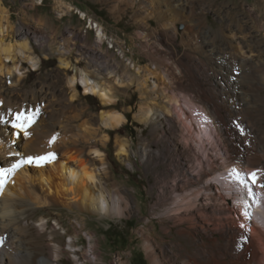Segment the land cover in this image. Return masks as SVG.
I'll return each mask as SVG.
<instances>
[{"label":"rangeland","instance_id":"obj_1","mask_svg":"<svg viewBox=\"0 0 264 264\" xmlns=\"http://www.w3.org/2000/svg\"><path fill=\"white\" fill-rule=\"evenodd\" d=\"M133 2L0 0V8L6 7L10 12L14 28L12 41L26 37L19 32V28L30 30L27 36L34 47L33 56L36 61L25 59L18 68L9 71L14 60L4 58L5 70L0 73V120L3 118L4 122L13 125L16 114L23 111L34 120L38 117L37 121L44 122V125L60 124L70 129L72 134L69 132L68 136H77L79 143L74 146L75 150L88 153L87 157L91 156L89 159L95 162L97 170L107 179V183L110 182L111 186L123 191L131 202L123 216L98 214L93 209L88 210L80 200H73L70 205L61 200L40 205L35 220L47 221L50 226L57 228L61 232L58 237L63 239L68 249L61 264H81V261L86 264H120V261L124 264H153L143 242L148 232L153 235L151 237L155 241L157 253L162 256L165 264H174L169 260L171 251L177 248L173 242L182 239L186 243V239L176 232L177 226L171 227L174 222L167 212L173 205L175 195L172 185L176 180L185 179L183 167L175 160L177 154L173 149L174 137L171 132L176 129L180 138L197 149L205 162L215 160L220 164L227 154L226 143L202 112L205 105L194 97L195 92L211 93V103L228 105L230 108L232 106L233 109L240 104L258 106V92L251 88L250 77L241 80L242 87L246 89L245 95L247 94L245 101L234 96L238 92L236 90L234 93L235 89L238 88H234L233 80L234 77L237 78L239 71L231 54V46L234 45L232 34L236 31L243 34V40L247 37L245 46H249V38H255L264 54V15L261 22H257L250 11L253 3L258 0H193L186 3L188 7L185 5L179 9V16L168 14L162 21L158 15L141 7L139 0ZM154 6L158 7V4L154 3ZM160 7L163 10L170 9L169 4L164 1ZM98 24L103 25L107 33L103 43L97 40ZM44 35L48 37L46 46L37 41ZM111 39H115V44L111 43ZM9 40L8 38L6 41ZM61 42L70 50L65 55L72 61L71 68L66 69L61 65L60 54L48 52V45L57 49ZM132 59L136 67L129 64ZM93 62L103 65L101 69H104L105 78L115 81L116 77H122L126 81L116 85L117 100L111 105H105L96 94L85 93L84 87L80 85V77L76 80L78 83L75 87L69 82L76 71L80 74L84 69L90 71L96 68L92 65ZM139 67L157 72L156 80L159 85L148 87L153 99L152 108L166 111L171 106L169 98H179L180 104L171 106L170 111H167L177 121L175 128L147 124L137 118L142 104L145 105L150 98V94L146 95L141 91L142 73L138 74ZM108 70L113 71L111 76L107 75ZM92 75L96 77L95 74ZM129 76L134 80L129 81ZM73 89L78 94L76 100H71ZM259 92L262 93L260 96H264V88ZM189 99H193L196 105L188 103ZM179 106L185 109L189 119ZM233 109L231 108L232 111ZM243 110H238L243 118L251 119L256 130L264 133V118L256 120L255 112ZM107 112L123 113L127 119L117 128L103 127L94 132L93 128H99L102 117ZM224 112L227 116L231 113L228 110ZM198 114L203 115L212 130L213 136L204 137V143L197 134L198 123L197 127L194 122ZM242 129L245 134L250 133L248 126L244 125ZM14 130L19 132L16 137L24 139L25 129ZM52 131H57L60 135L63 133L58 125ZM52 131H44L43 135L49 136ZM103 135H108V140L103 141ZM251 135L258 139L255 133ZM125 139H128L129 144L126 156L128 161L122 160L117 150L119 143ZM7 142L10 143L9 140ZM14 142H19V139ZM96 149L105 154V164L95 153ZM2 151L0 150V154ZM259 153L262 156L264 154L263 151ZM262 161L263 165L243 172L251 182V173L255 172L258 178L264 173V158ZM0 167H3L2 164ZM7 176L6 184L10 179L15 184L14 175L8 173ZM257 181L253 185L256 192L259 191ZM217 185L228 187L220 181H217ZM188 187L194 186L188 184ZM221 227L224 228L225 225L222 224ZM203 234L199 233L209 240ZM214 236L220 237V231H216Z\"/></svg>","mask_w":264,"mask_h":264},{"label":"bare ground","instance_id":"obj_2","mask_svg":"<svg viewBox=\"0 0 264 264\" xmlns=\"http://www.w3.org/2000/svg\"><path fill=\"white\" fill-rule=\"evenodd\" d=\"M131 1L133 2V0ZM163 1L169 4L170 9H161L160 6ZM191 1L193 0H139L141 7L146 8L152 14L158 15L161 21L163 18L168 17V14L179 16V9L185 6L186 3H191ZM154 3L158 4V7H155ZM250 11L256 21L259 22L264 15V0L253 3V9ZM22 28H19V32L26 37L13 42L12 32L14 28L11 25L10 12L2 6L0 8V73L5 70L4 58L6 57H9V60H14V64L9 68V71L18 68L25 59L36 62L34 60L35 56H33L34 47L27 36V32H30V30ZM96 31L98 32V42L103 43L107 38L104 26L98 24ZM238 32L232 34L234 45L231 46L232 53L230 52L234 56V65L239 71V74H235L237 78L233 76L235 78L233 86L238 89H235V92L232 91L236 93V90H238L234 96L245 101L244 98L247 94L245 95L246 89L242 87L241 80L250 77L251 88L254 92H258V106H241L240 104V106H235L234 109L231 106L234 110L232 111L228 105L221 106L215 102L211 103L209 98L211 93L206 91L195 92L196 96H194L205 105L202 112L213 123L212 125H214L217 133L226 143L227 154L225 159L220 164L215 160L205 162V159L203 160L196 151L197 149L195 150L188 142L183 141L184 138H180L181 135L177 133L176 129H173L175 132L170 131L174 137V142L172 141L173 149L177 154L175 160L183 167V178L185 179L176 180L172 185L175 195L173 205L167 212V215L174 222L171 227L177 226L176 232L180 237L186 239V243L182 239L173 242L177 248L171 251L169 260L174 264H264V173L259 176L257 181L258 192H256L250 178L243 174L246 169L263 165L264 154L262 156L259 152H264V133L257 131L255 123L251 119L243 118L244 116L238 112V110L244 111L243 109H245L255 112L256 120L264 118V96H260L261 92H259L264 88V54H262L263 50L259 48V43L255 38H249V46H245L247 45V37L243 40V34L241 35ZM8 38L10 39L9 42L6 41ZM47 40V35L37 39L43 45H47ZM114 42H116L115 39H111V43L115 44ZM48 52L49 54H60L61 65L66 69L72 67L71 59L65 55L70 52L65 43L61 42L57 49H53L48 45ZM122 52L125 54L124 49H122ZM129 64L136 67L133 59L129 61ZM92 65H95L96 68L90 71L96 77L89 70L84 69L80 71V74L76 71L70 77L69 82L72 87H75L78 83L76 80L80 77V85L84 87L85 93L96 94L105 105L113 104L117 100L116 89L118 86L116 85L124 83V78L116 77L115 81L107 79L104 76V69H101L103 65L96 64V62ZM137 69L138 74L142 73L140 79L142 93L150 94L146 104H142L137 118L147 124L152 123L175 128L177 121L175 122V119L169 116L167 111H170L171 106L180 104L179 98L171 96L169 98L171 99V106L166 111L161 108L160 110L152 108L153 99L148 87L159 85L158 80H156L157 72L150 68L142 70L139 67ZM112 73L113 71L108 70L107 75L111 76ZM128 80L132 81L134 79L129 76ZM77 96L78 94L74 90L71 100H76ZM188 103L196 105L193 99H189ZM228 103L230 105V102ZM247 104L249 105V101H247ZM179 108L188 118L185 109L182 106H179ZM224 110L231 113L227 116ZM234 112L236 113L234 114ZM2 116L5 117L6 115L2 114ZM37 118H35V123L25 130L24 139L21 136L16 137L19 132L14 130L17 129L13 126L14 124L4 122L3 118L2 121L0 120V150H3L0 154V162L3 163H0V166L2 164L5 168L11 167V165L26 159L28 156H39L48 152L56 153V159L40 167L22 164L21 167L9 172L14 175L15 184L10 179L8 184L0 186V238L4 240L3 246H0V264H61L62 257L68 252L63 239L58 237L61 232L54 226H50L47 221L35 220L39 206L42 204H50L56 200H61L70 205L71 201L80 200L88 210L93 209L98 214L114 216L125 215V211L128 210L131 204L123 191L113 185L111 186L110 182L107 183V179L105 180L101 176L102 173L97 170L95 162L89 159L91 156L87 157L88 153L75 150L74 146L79 143L76 139L77 136L76 138L71 137V135L68 136L72 132L70 129L57 124L63 132L60 135L58 133L59 129H56L58 132L55 131L56 124L50 125L45 122L47 125H44V122L37 121ZM126 119L123 113L107 112L103 115L99 128H93V131L101 130L103 127L117 128ZM195 119L199 126L197 134L204 143V137L213 136L212 130L203 115L198 114ZM192 120H190L191 123ZM241 124L249 127V134L243 132ZM68 126L70 127V125ZM44 128H47V130ZM44 131H52V133L49 136H44ZM254 133L258 139L251 135ZM107 136L103 135V141L108 140ZM16 139H19V142L15 143ZM255 139L258 140L257 144ZM127 140L121 141L117 150L122 160L128 161L126 157L129 153ZM95 153L104 163L105 154L98 149L95 150ZM124 156L125 158H123ZM217 181L228 187H220L217 185ZM242 181L244 182L242 183ZM188 184H193L194 187L189 188ZM245 211L252 213V219L249 220L244 215ZM222 224L225 225L224 228L221 227ZM218 230L221 233L220 237L214 236V233ZM201 232L206 234L209 240H206L207 238L205 239L204 236H200L199 233ZM148 233L145 235L143 242L151 261L153 264H165L162 256L157 253L155 241L153 242L151 237L153 235ZM81 264L86 263L81 261ZM120 264L124 263L120 261Z\"/></svg>","mask_w":264,"mask_h":264},{"label":"snow or ice","instance_id":"obj_3","mask_svg":"<svg viewBox=\"0 0 264 264\" xmlns=\"http://www.w3.org/2000/svg\"><path fill=\"white\" fill-rule=\"evenodd\" d=\"M33 123H35V120L32 116L26 115L23 111L18 112L15 117L14 121V127L17 129H27L30 127ZM55 137L53 138V140ZM56 159V153L54 152H48L44 155L39 156H28L26 159H23L13 165L11 167L5 168L0 167V186H3L7 183V175L9 172L14 171L15 169L22 166V164H28V165H35L37 167L43 166L46 163L51 162L52 160ZM3 163V162H0ZM252 183L255 184L258 177L255 172L250 174ZM239 179V176L237 177ZM244 181H242L243 183ZM250 191V189H249ZM244 215L250 220L252 219V213L245 211ZM243 227V225H241ZM4 240L3 238H0V246H3Z\"/></svg>","mask_w":264,"mask_h":264}]
</instances>
